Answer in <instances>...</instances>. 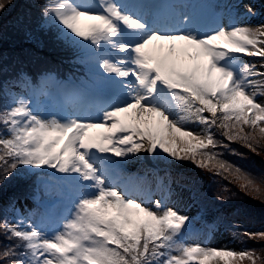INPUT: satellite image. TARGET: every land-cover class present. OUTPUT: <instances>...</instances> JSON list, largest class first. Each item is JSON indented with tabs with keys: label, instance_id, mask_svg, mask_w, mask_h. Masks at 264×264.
Returning <instances> with one entry per match:
<instances>
[{
	"label": "snow or ice",
	"instance_id": "snow-or-ice-1",
	"mask_svg": "<svg viewBox=\"0 0 264 264\" xmlns=\"http://www.w3.org/2000/svg\"><path fill=\"white\" fill-rule=\"evenodd\" d=\"M9 3L0 0V12ZM189 7L44 0L42 15L85 53L92 83L64 89L55 110L9 93L0 111V183L21 167L52 170L74 195L55 222L0 219V264H257L255 251L188 243L190 217L154 198L163 179L154 191L121 172L147 153L191 162L264 198V178L223 158L243 157L232 143L264 148V23L239 22L232 4L227 25L205 31ZM244 15L257 13L249 6ZM236 235L264 239V232Z\"/></svg>",
	"mask_w": 264,
	"mask_h": 264
},
{
	"label": "trees",
	"instance_id": "trees-1",
	"mask_svg": "<svg viewBox=\"0 0 264 264\" xmlns=\"http://www.w3.org/2000/svg\"><path fill=\"white\" fill-rule=\"evenodd\" d=\"M134 1L128 0L130 4ZM213 1L216 6L222 5V0ZM249 1L255 6L264 4V0ZM43 4L44 0H11L0 12V111L9 105L5 88L8 83H32L36 88V98L42 79L53 80L60 94L71 85L92 83L93 69L85 53L59 37L56 25L42 15ZM213 132L217 139L229 143L220 131L214 128ZM231 147L243 153V157L225 153L224 159L256 177L264 178V148L252 152L239 143H232ZM132 163L142 168L135 178L145 179L154 191L158 178L163 179L166 187L161 198L170 199L176 193L174 198L179 206L186 209L192 207L193 216H188L190 233L193 230L192 234L199 233L210 240L220 233L229 239L230 249L255 251L260 258L257 264H264V239L236 235L264 232V198H256L255 194L242 191L239 184L230 183L231 178L223 179L191 162L153 159L149 154L141 153L140 158ZM41 171L21 167L18 175L0 183V219L15 221V211L12 215L7 213L8 209L19 200L36 196L41 186L57 183L59 187L62 185L60 188L63 190L68 184L56 179L61 174L52 170H49L52 173L50 176L35 174ZM41 177L44 179L41 180ZM128 177L133 176L127 173L125 178ZM195 223H201L202 229H197ZM243 263L250 264L247 260Z\"/></svg>",
	"mask_w": 264,
	"mask_h": 264
},
{
	"label": "rangeland",
	"instance_id": "rangeland-1",
	"mask_svg": "<svg viewBox=\"0 0 264 264\" xmlns=\"http://www.w3.org/2000/svg\"><path fill=\"white\" fill-rule=\"evenodd\" d=\"M142 2L158 4L180 3L184 5H190L187 10L202 22L205 31H210L218 25H227L228 20L226 17L228 13L225 11V6L232 4H239L240 6L241 15L239 22L250 23L253 26L264 23V4L255 6V4L249 0H222L221 6H216L213 0H135L134 4ZM249 6L253 8L257 15L255 17H247V19H245L244 14L246 12V8ZM243 59L245 62L256 63L257 67H259L261 61V59L257 57H243ZM24 85V87H21V83L16 85L13 83H8L5 86L7 95L9 96L10 92L16 93L17 95L31 99L34 105L38 102L42 108L47 110H55L59 105L64 103V96L58 92L59 88L53 80L42 79L40 81V88L37 89L39 92V94L37 92V98L35 97L36 88L32 85V83L28 82L24 83ZM45 89L49 91H46ZM258 100L264 101V97H258ZM10 103L11 97L9 96V104ZM188 127L195 131L202 130V126L189 125ZM113 159L118 158L114 157ZM141 169L142 168L138 167V165L136 166L135 163L130 162L122 167L121 172L124 177L127 175V173H131V176L135 177L138 175ZM43 179L44 178L41 177V180ZM64 186L65 188H63V190L60 188L62 185L59 187L57 183L41 186L38 189V194L33 198H29L34 201L32 204H30L31 207H34L36 213L33 217L34 220L39 221L41 217H44L48 222H55L57 217L70 206L74 195L73 187L69 186L68 184H65ZM162 193L163 192L157 193L155 198L161 199ZM175 195L176 193H174V196L171 195L170 199H166L168 206L174 208L182 215L190 217L193 216L192 207L186 209L184 206H179L178 201L174 198ZM37 198H40V201ZM3 202L6 203V201ZM20 202L23 201H17L7 211V213L9 212L10 214L12 211H15L16 220L20 217H23L17 210V206ZM30 206L25 207V209L30 211ZM12 215H14V213H12ZM15 221L12 220V222ZM195 226L197 229H202L201 223H195ZM192 231L191 233L188 231L185 236L186 241L190 244H203L214 248H230L229 239L222 236L220 233L216 234L210 240L207 238L205 239L204 236L199 233L192 234Z\"/></svg>",
	"mask_w": 264,
	"mask_h": 264
},
{
	"label": "bare ground",
	"instance_id": "bare-ground-1",
	"mask_svg": "<svg viewBox=\"0 0 264 264\" xmlns=\"http://www.w3.org/2000/svg\"><path fill=\"white\" fill-rule=\"evenodd\" d=\"M37 199H39V201H40V198H37ZM34 201L32 200V199H26L25 201H23V202H20L19 204H18V206H17V210L19 211V213L23 216V217H25V218H27L28 216H31L32 218L34 217V215L36 214L35 213V210H34V207H31L30 206V204H32ZM39 205V204H38ZM27 206H30V211H28V210H26L25 209V207H27Z\"/></svg>",
	"mask_w": 264,
	"mask_h": 264
}]
</instances>
